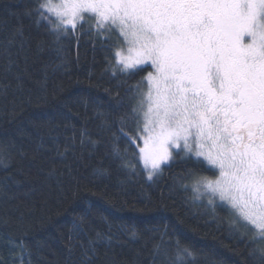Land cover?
Instances as JSON below:
<instances>
[{"label": "trees", "instance_id": "obj_1", "mask_svg": "<svg viewBox=\"0 0 264 264\" xmlns=\"http://www.w3.org/2000/svg\"><path fill=\"white\" fill-rule=\"evenodd\" d=\"M36 7L0 0V264H174L177 241L195 253L186 264H264V237L185 190L190 162L152 180L141 161L124 166L139 152L135 85L151 66L113 75L107 42L57 37L26 14Z\"/></svg>", "mask_w": 264, "mask_h": 264}, {"label": "snow or ice", "instance_id": "obj_2", "mask_svg": "<svg viewBox=\"0 0 264 264\" xmlns=\"http://www.w3.org/2000/svg\"><path fill=\"white\" fill-rule=\"evenodd\" d=\"M33 12L57 37L79 31L102 38L113 75L151 66L135 85L137 93L147 88L143 135L129 137L143 147L123 157L124 166L135 170L142 161L152 180L161 164L190 162L180 177L185 190L195 199L218 196L264 237V0H37L26 14ZM170 147L180 149L175 157ZM194 259L177 241L174 264Z\"/></svg>", "mask_w": 264, "mask_h": 264}, {"label": "rangeland", "instance_id": "obj_3", "mask_svg": "<svg viewBox=\"0 0 264 264\" xmlns=\"http://www.w3.org/2000/svg\"><path fill=\"white\" fill-rule=\"evenodd\" d=\"M93 24H94V21H93ZM120 46H121V45H120ZM120 46H119V47H120ZM146 91H147V88H144V90L142 91V93H139V100L142 99V94H143V92H146ZM145 109H146V105H145L144 107H142V106L140 107V118H141V122L139 123V126L137 127V130H136V136H137V135H143V133L140 132V129H142V127H143V111H144ZM181 144H182V142H181ZM139 147H143V140H142V139H140V146H139ZM169 150H170L172 153H173L174 151H177V150L180 151V149H176V148H174V147H170ZM141 163H142V165H143V162H142V161H141ZM163 165H164V164H161V168H162ZM146 173H147V172H146ZM216 175L218 176V170H217V172H216ZM209 178H211V179H215L216 177L214 176V177H209ZM196 195H197V194H196ZM200 197L204 198L207 202H208L209 198H212L213 201H214V199L220 201L218 196H217V197H210V194H207V193H205L204 195H201ZM220 202L226 205L225 202H223V201H220ZM227 206L229 207V209H231L229 205H227ZM231 210H232V209H231ZM232 211H233V210H232ZM235 215H236V214H235ZM236 216L240 219V217H239L238 215H236ZM240 220H241V219H240ZM241 222H243V223H245V224L251 226V227L254 229V231L257 233V235H258L259 230H258L255 226H253V225H251V224H249L248 222L243 221V220H241Z\"/></svg>", "mask_w": 264, "mask_h": 264}]
</instances>
